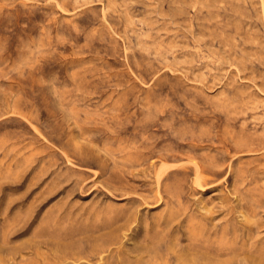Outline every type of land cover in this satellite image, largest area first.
I'll return each mask as SVG.
<instances>
[{"label":"rangeland","instance_id":"374dc122","mask_svg":"<svg viewBox=\"0 0 264 264\" xmlns=\"http://www.w3.org/2000/svg\"><path fill=\"white\" fill-rule=\"evenodd\" d=\"M0 264H264V0H0Z\"/></svg>","mask_w":264,"mask_h":264},{"label":"bare ground","instance_id":"6f19581e","mask_svg":"<svg viewBox=\"0 0 264 264\" xmlns=\"http://www.w3.org/2000/svg\"><path fill=\"white\" fill-rule=\"evenodd\" d=\"M171 166V165H170ZM198 167V166H197ZM199 176V175H198ZM202 176V175H201ZM200 177V176H199ZM204 177V176H203ZM198 180H199V178H198ZM201 180V179H200ZM197 181V180H196Z\"/></svg>","mask_w":264,"mask_h":264}]
</instances>
